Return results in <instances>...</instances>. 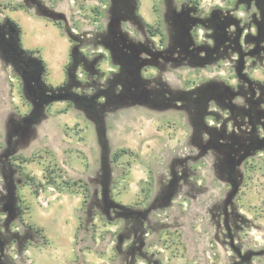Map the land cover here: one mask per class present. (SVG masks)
Wrapping results in <instances>:
<instances>
[{
  "label": "rangeland",
  "instance_id": "1",
  "mask_svg": "<svg viewBox=\"0 0 264 264\" xmlns=\"http://www.w3.org/2000/svg\"><path fill=\"white\" fill-rule=\"evenodd\" d=\"M30 1L33 5H27L25 0H0V153L10 147L11 139H15L12 132L15 128L22 126L27 130L18 146L15 161L22 166L24 174L21 175L16 168L14 171L7 163H0V264H123L115 252L117 234L123 222L111 223L100 209H93L85 203L87 184L91 187L92 198L97 197L100 203L104 201L100 182L103 175L108 179V210L154 211L152 218L157 223V231H150L147 237L149 246L145 251L154 253V260L159 264H201V260H219L217 264H226V260L233 256L231 249L210 248L203 252L202 223L200 218L190 221L187 220L189 216L185 217L190 205L185 195L176 198L171 206L157 203L153 207L164 178H170L175 161L186 165L180 166L179 173L184 169L199 172L198 178H193L198 186L204 183V176H209L202 160L196 164L184 162L187 156L199 154L193 147H190L192 151H186L191 129L184 112L150 110L136 104L114 110L106 106L103 95L96 100V87L101 88L108 78L119 73L121 67L120 60L115 59L110 48L100 42L93 44L94 37L103 34L108 26L110 0ZM139 1V15L145 24L158 29L155 43L166 45L168 40L163 35L166 27L160 13L163 11L162 0ZM195 1L204 10L216 6L228 9L229 6L228 0ZM16 8L57 23L71 42L70 56L74 68L70 69L72 79L68 92L88 96L84 105L78 107L76 101L74 104L68 102L72 97L75 100L71 94L67 101H58L51 106L44 103L43 98H48L50 93L39 88L40 80L35 72L32 81L24 78L23 82V86L37 85L29 88H32L31 99L23 97L19 79L22 76L16 73L9 60L3 58V49L16 59L26 55L7 23L10 18L7 10ZM236 17L241 22L245 17L243 10ZM203 33L200 29V43ZM43 34L42 30L37 34L21 33V43H42L40 55L51 65L47 83L58 87L68 78L66 73L63 83V70L59 66L67 46L64 41ZM256 34L255 27L244 32L240 45L246 48L245 38L256 37ZM79 40L85 45L78 46ZM78 52L87 61V68L75 65ZM28 57L34 66L36 57ZM220 65L208 68L182 66L167 70L161 78L158 70L150 68L143 72V76L151 80L157 78V81L162 79L183 91L211 81L233 84L236 75L233 69H229V62L223 60ZM91 67L102 76L93 73L95 70ZM253 76L264 80V69L257 67ZM96 101L102 110L100 119L94 118L85 108ZM35 104L41 105L47 117L38 124L37 119L30 116ZM243 173L237 206L240 214L252 222L253 228L249 231L256 239L257 248H264V152L256 159H249ZM61 177L83 182L67 189L63 187ZM28 178L35 181L33 186H24ZM49 180L56 181V185ZM7 183L11 184L10 192ZM17 194L21 196L22 206L27 208L22 219ZM27 225L41 228L49 243L44 245L42 237ZM6 234L14 237L9 240ZM214 252L218 256L213 255ZM136 264L146 263L138 258Z\"/></svg>",
  "mask_w": 264,
  "mask_h": 264
},
{
  "label": "flooded vegetation",
  "instance_id": "2",
  "mask_svg": "<svg viewBox=\"0 0 264 264\" xmlns=\"http://www.w3.org/2000/svg\"><path fill=\"white\" fill-rule=\"evenodd\" d=\"M25 2L33 5L30 0ZM110 2L108 26L103 34L94 37L93 44L100 42L110 48L121 67L101 88L96 87V100L103 95L106 106L114 110L136 104L150 110L183 111L191 129L186 151H192L190 147H193L199 153L187 156L184 162L196 164L202 160L209 175L204 176V183L198 186L193 178H198L199 172L184 169L179 173L180 166L186 165L175 161L170 178H164L153 207L157 203L171 206L176 198L185 195L190 201L185 217L189 216L187 220L190 221L200 218L202 223L203 252L210 248H229L233 256L226 264H264V260H256L264 259V248H257L256 239L249 231L253 228L252 222L240 214L237 206L247 161L264 152V80L253 76L257 67L264 69V0H228V9L216 6L210 10H204L195 0H162L163 11H159L166 27L163 32L168 40L166 45L155 43L158 29L147 26L139 15V0ZM241 10L245 17L239 22L236 15ZM254 27L256 37L247 36L246 48H243L240 39L244 32ZM200 29L204 31L201 43ZM78 43V46L85 45L83 40ZM3 51V58L11 62L17 74L22 76L24 67L33 70L30 69L32 74L25 77L32 81L35 65L28 55L16 59ZM83 57L78 52L74 63L87 68ZM223 60L228 61L229 69L235 72L233 84L211 81L183 91L162 79L157 81V78L151 80L143 76L150 68L158 70L161 78L167 70L182 66L221 67ZM93 73L102 76L96 70ZM85 108L94 118L100 117L102 110L97 101ZM30 116L37 119V124L47 119L46 112L37 104L31 108ZM23 128L20 126L12 131L15 139H11L10 147L0 153V163H7L14 171L17 168L12 159L17 156L18 146L27 131ZM100 182L103 204L97 197L92 198V191L88 204L100 209L111 223L123 222L115 246L123 264H136L138 258L146 264H159L154 260V253L145 251L150 231H157V223L152 218L154 211L108 210V179L103 175ZM6 187L10 192L11 184L7 183ZM13 237L6 234L9 240ZM213 255L218 256L215 252ZM218 261L201 260V264H217Z\"/></svg>",
  "mask_w": 264,
  "mask_h": 264
},
{
  "label": "trees",
  "instance_id": "3",
  "mask_svg": "<svg viewBox=\"0 0 264 264\" xmlns=\"http://www.w3.org/2000/svg\"><path fill=\"white\" fill-rule=\"evenodd\" d=\"M7 23L11 26L12 28V31L14 33V36L16 37V40L18 41V44L20 46V48L23 50H21L23 53L29 55V56H32V57H36V66H34V72H35V75H37L36 77L39 78L41 77L40 79V84L42 86V88L45 90V91H48L50 94L48 95V98H43V101L44 103H49V106L53 105L54 103L58 102V101H67L66 99L69 97V95H74L75 96V101L77 102V105L78 107L81 106V104H83V102L88 98V96L86 95H79V94H72L70 92H68L69 90V86H70V80L72 79L71 76H70V69L72 70L74 68V65H72V58H71V61H70V65L68 66L67 68V81L61 85V86H58V87H53L52 85H49L47 83V75H48V68H47V65L45 63V61L43 60V58L41 57L40 55V52L39 51H29V50H24L23 47H22V43H21V33H22V30H21V27L13 20H11L10 18H7ZM31 68L27 69L24 67V72H22V77L25 78L28 74L30 75V70ZM32 70V69H31ZM33 71V70H32ZM27 78V77H26ZM21 80V83H22V91H23V81L21 78H19ZM29 81V79H27ZM69 81V82H68ZM30 84V83H29ZM72 84V83H71ZM30 86L32 88H35L37 85H31ZM30 86L28 84H25V92L23 91L22 94H23V97L25 99H27L24 95V93L27 94L28 98L31 99V89ZM74 101V102H75ZM68 102H71L73 103L72 101H68ZM74 104V103H73ZM84 105V104H83ZM33 107V106H32ZM99 131H101V129L99 128ZM18 159V156L14 157L12 159V163L13 165L19 170L20 174L23 175V169H22V166L21 165H18L15 163V161ZM49 175V174H48ZM48 175H46V177H48ZM50 175H52L50 173ZM27 177V176H26ZM62 179V185L64 188H67V189H73L75 188L79 183H82L83 181L82 180H75V181H71V180H68L64 177H61ZM35 181L31 178L28 180L25 181L24 183V186L25 185H31L33 186L35 183ZM56 181L54 180H49V183H51L52 185H56L55 183ZM87 197L85 199V203L88 204L89 200H90V197H91V189H90V186L89 184H87ZM79 194V193H77ZM17 200H18V208L21 210V219L23 218V215L25 213V211L27 210V208H24L22 205V199H21V196L19 194H17ZM28 228H30L31 230H34L38 235H40V237H42L43 239V244L46 245L48 244V239L47 237L44 235V232L41 228L39 227H36L34 225H27Z\"/></svg>",
  "mask_w": 264,
  "mask_h": 264
},
{
  "label": "crops",
  "instance_id": "4",
  "mask_svg": "<svg viewBox=\"0 0 264 264\" xmlns=\"http://www.w3.org/2000/svg\"><path fill=\"white\" fill-rule=\"evenodd\" d=\"M6 14L15 21L22 30V34L28 35L29 33L32 34H37L39 30L44 31L43 36H52L55 38H58L66 43L67 46V51L65 53V56L62 55L61 57V63H60V69L63 70V83L66 80V71L65 68L66 66L70 63V58H71V42L66 38L61 31V28L57 25V23L52 22L48 19H42L36 16H33L28 13L25 9L22 8H16V9H8ZM42 36V37H43ZM24 50H29V51H39L40 54L41 52V47L42 43L39 41L34 42L33 44H27V45H22ZM43 60L45 61L47 68H48V75H50V67L51 65L47 61L46 58L41 56ZM51 85V84H50Z\"/></svg>",
  "mask_w": 264,
  "mask_h": 264
},
{
  "label": "water",
  "instance_id": "5",
  "mask_svg": "<svg viewBox=\"0 0 264 264\" xmlns=\"http://www.w3.org/2000/svg\"><path fill=\"white\" fill-rule=\"evenodd\" d=\"M44 14H45L46 16H50V14H48V13H46V12H45ZM69 36H70V38H73V36H72L71 34H70ZM21 79H22L23 82L25 81L24 78L21 77ZM40 79H41V77H39V80H40ZM39 88H40L42 91H44V89L42 88L41 84H39ZM23 91L25 92V86H23ZM24 95H25L26 98H28V96H27L26 93H24ZM70 100H71L73 103H75V102H74L75 100H74L73 97H72ZM31 102H32V101H31Z\"/></svg>",
  "mask_w": 264,
  "mask_h": 264
}]
</instances>
